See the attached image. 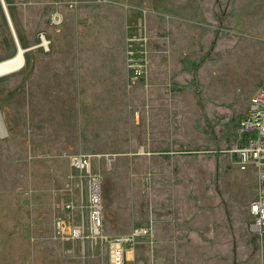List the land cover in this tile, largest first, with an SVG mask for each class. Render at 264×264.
I'll use <instances>...</instances> for the list:
<instances>
[{
    "label": "rangeland",
    "instance_id": "obj_1",
    "mask_svg": "<svg viewBox=\"0 0 264 264\" xmlns=\"http://www.w3.org/2000/svg\"><path fill=\"white\" fill-rule=\"evenodd\" d=\"M24 65L0 74V262L264 264L258 173L230 152L264 87V0H6ZM62 18L57 24L53 15ZM17 43L0 0V61ZM91 156L103 236L90 225ZM70 204V207L68 205Z\"/></svg>",
    "mask_w": 264,
    "mask_h": 264
},
{
    "label": "built area",
    "instance_id": "obj_2",
    "mask_svg": "<svg viewBox=\"0 0 264 264\" xmlns=\"http://www.w3.org/2000/svg\"><path fill=\"white\" fill-rule=\"evenodd\" d=\"M62 16L59 13L53 15V21L59 23ZM241 131L257 132L256 136H249L241 143H236L230 148V152L235 154L240 164L246 168L252 164L258 173V193L250 203V214L252 217L251 230L264 234V87L257 89L251 96L246 115L241 120ZM71 164L81 173L91 177L90 192V225L86 227L83 222L78 225L67 224L71 221L70 213L64 214L56 220V231L62 238H85L101 237L102 232V198L101 185L98 177L91 172V156L84 153H77L71 156ZM70 207V204L68 205ZM148 228H135L127 234L106 238L109 243L110 264H126V252L128 246L135 245L136 240L149 234Z\"/></svg>",
    "mask_w": 264,
    "mask_h": 264
},
{
    "label": "bare ground",
    "instance_id": "obj_3",
    "mask_svg": "<svg viewBox=\"0 0 264 264\" xmlns=\"http://www.w3.org/2000/svg\"><path fill=\"white\" fill-rule=\"evenodd\" d=\"M7 8H8V6H7ZM4 11H5V8H4ZM10 17H11V15H10ZM11 20H12V18H11ZM8 21H9V19H8ZM18 42H19V40H18ZM18 42L16 41V43H17V52H16V54L14 56L8 58V59L0 61V74H4V73H8V72L20 69L24 65V63H25L24 52L25 51H24V48L21 46L20 42H19L20 47L18 46Z\"/></svg>",
    "mask_w": 264,
    "mask_h": 264
},
{
    "label": "water",
    "instance_id": "obj_4",
    "mask_svg": "<svg viewBox=\"0 0 264 264\" xmlns=\"http://www.w3.org/2000/svg\"><path fill=\"white\" fill-rule=\"evenodd\" d=\"M1 2H2L3 7L5 8V12H6L7 18L9 19V24H10L11 30L13 32V36H14L15 40L18 42V40H19L18 39V34H17L16 29H15L14 23L11 20V17H10V14H9V10L7 8L6 0H1ZM18 46L20 47L19 42H18ZM28 49L29 48H24V51L26 52V50H28ZM25 59H26V55H25Z\"/></svg>",
    "mask_w": 264,
    "mask_h": 264
},
{
    "label": "crops",
    "instance_id": "obj_5",
    "mask_svg": "<svg viewBox=\"0 0 264 264\" xmlns=\"http://www.w3.org/2000/svg\"><path fill=\"white\" fill-rule=\"evenodd\" d=\"M0 264H6V262L1 261ZM11 264H20V261L17 259V261H14V262L11 263Z\"/></svg>",
    "mask_w": 264,
    "mask_h": 264
}]
</instances>
